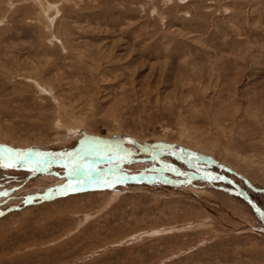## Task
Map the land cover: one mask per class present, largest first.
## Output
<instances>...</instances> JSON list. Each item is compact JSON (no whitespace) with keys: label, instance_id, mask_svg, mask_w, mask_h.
I'll return each mask as SVG.
<instances>
[{"label":"rangeland","instance_id":"rangeland-1","mask_svg":"<svg viewBox=\"0 0 264 264\" xmlns=\"http://www.w3.org/2000/svg\"><path fill=\"white\" fill-rule=\"evenodd\" d=\"M0 264H264V0H0Z\"/></svg>","mask_w":264,"mask_h":264},{"label":"snow or ice","instance_id":"snow-or-ice-1","mask_svg":"<svg viewBox=\"0 0 264 264\" xmlns=\"http://www.w3.org/2000/svg\"><path fill=\"white\" fill-rule=\"evenodd\" d=\"M7 166H12V165H7Z\"/></svg>","mask_w":264,"mask_h":264}]
</instances>
